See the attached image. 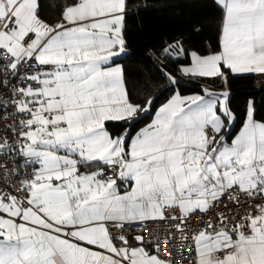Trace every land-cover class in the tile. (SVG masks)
Returning <instances> with one entry per match:
<instances>
[{
	"label": "snow or ice",
	"instance_id": "1",
	"mask_svg": "<svg viewBox=\"0 0 264 264\" xmlns=\"http://www.w3.org/2000/svg\"><path fill=\"white\" fill-rule=\"evenodd\" d=\"M214 3L216 50L189 53L177 41L163 52L190 58L182 77L222 89L174 93L131 135L153 101L133 104L115 63L127 51L128 0H0V264H264V121L254 101L228 141L229 80L264 79V0ZM147 221L184 232L179 256L171 233L161 241ZM133 224L149 236L129 238Z\"/></svg>",
	"mask_w": 264,
	"mask_h": 264
},
{
	"label": "trees",
	"instance_id": "2",
	"mask_svg": "<svg viewBox=\"0 0 264 264\" xmlns=\"http://www.w3.org/2000/svg\"><path fill=\"white\" fill-rule=\"evenodd\" d=\"M48 2L54 3L55 0ZM128 7L135 10L129 11L126 16L124 37L127 51L119 59L124 70L125 86L131 102L144 106L147 100L153 101L150 110L143 113L130 129L131 135H134L151 122L154 111L174 93L197 95L202 94L205 88L222 89L219 80L182 77L179 69L190 58L177 60L166 56L163 50L176 43L162 41L167 37L191 35L196 42L206 46V53L216 50L221 11L214 0H128ZM47 15L42 8L41 16ZM179 42L189 53L196 48L188 39ZM165 73L174 76L177 84L170 85ZM229 91L230 107L237 119L228 133V139L241 128L248 100L254 101L256 120L264 121V79L255 76L231 78Z\"/></svg>",
	"mask_w": 264,
	"mask_h": 264
},
{
	"label": "built area",
	"instance_id": "3",
	"mask_svg": "<svg viewBox=\"0 0 264 264\" xmlns=\"http://www.w3.org/2000/svg\"><path fill=\"white\" fill-rule=\"evenodd\" d=\"M0 94H5V98H6V93L5 90L0 88ZM3 133L0 132V135H2ZM3 159V158H0ZM30 170V169H29ZM4 170L0 169V173H2ZM226 199V197L224 198ZM259 201H257L258 203ZM243 203V201H242ZM249 203H251V201H249ZM229 207L232 209L231 212L227 213L229 216H231L233 213H235L238 209L236 207H233L232 205H229ZM223 205H219L214 209H211L209 212V215L212 214V212H220L223 211ZM239 211L241 213H244L245 211H251V209L248 208H240ZM237 219H239V217L237 216ZM191 223L193 225V227H200V222H198L197 220V215H193L192 216V220ZM144 227H147L149 229V231L152 232V234L158 235L160 240L163 241L165 239H169V232L171 233V238L169 239V243L171 245H173V250L176 253L177 256H179V252L184 248L185 246V241H184V232H177V230L175 229V227H169V228H165L164 226V222H155V221H147L144 224ZM125 231L126 234L129 236V238H131L132 235L137 234L139 232H143V235L145 237L149 236V231H143V229L137 225V224H133L131 226H125ZM191 231V230H190ZM187 243H191V240L189 239V241ZM161 255H163V252L161 253ZM184 256L185 257H189L190 256V252L188 251H184ZM163 258L165 260H169L172 257L164 255ZM182 264H187V260H184L182 262Z\"/></svg>",
	"mask_w": 264,
	"mask_h": 264
},
{
	"label": "crops",
	"instance_id": "4",
	"mask_svg": "<svg viewBox=\"0 0 264 264\" xmlns=\"http://www.w3.org/2000/svg\"><path fill=\"white\" fill-rule=\"evenodd\" d=\"M135 10V8H129L128 7V12L129 11H134ZM186 39H188L193 45H195L196 46V48H194L193 50H191V52L192 51H197L198 53H200L201 55H206L207 53H206V46L205 45H203V44H200V43H198V42H196L195 41V39L193 38V36H187V37H179V36H172L171 38H169V39H167V38H165L164 40H162L163 42H170V43H176L177 41H181V40H186ZM125 54V53H124ZM123 54V55H124ZM123 55H121L120 57H117L116 59H115V63H117V64H120V65H122L121 64V62L119 61V59L123 56ZM188 64H190V61L187 63V64H184V65H182V66H187ZM181 66V67H182ZM123 67V66H122ZM180 67V68H181ZM210 89V88H209ZM212 90V89H211ZM221 90V89H220ZM220 90H213V91H216V92H219ZM203 94V93H202ZM202 94H200V95H202ZM183 96H190V95H183ZM133 103V102H132ZM133 104H135V103H133ZM161 106V105H160ZM159 106V107H160ZM158 107V108H159ZM157 108V109H158ZM156 109V110H157ZM156 110L154 111V114H153V116L155 115V112H156ZM233 126V125H232ZM231 126V127H232ZM240 130V129H239ZM239 130L232 136V137H234L236 134H238V132H239ZM135 135V134H134ZM231 137V138H232ZM230 138V139H231ZM230 139H228V141L230 142ZM124 191V189L123 188H121V192H123Z\"/></svg>",
	"mask_w": 264,
	"mask_h": 264
},
{
	"label": "rangeland",
	"instance_id": "5",
	"mask_svg": "<svg viewBox=\"0 0 264 264\" xmlns=\"http://www.w3.org/2000/svg\"><path fill=\"white\" fill-rule=\"evenodd\" d=\"M169 38H171V37H167V39H169Z\"/></svg>",
	"mask_w": 264,
	"mask_h": 264
}]
</instances>
